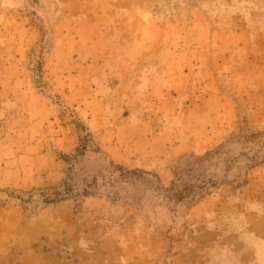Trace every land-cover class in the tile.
<instances>
[{
	"label": "rangeland",
	"instance_id": "rangeland-1",
	"mask_svg": "<svg viewBox=\"0 0 264 264\" xmlns=\"http://www.w3.org/2000/svg\"><path fill=\"white\" fill-rule=\"evenodd\" d=\"M0 264H264V0H0Z\"/></svg>",
	"mask_w": 264,
	"mask_h": 264
},
{
	"label": "trees",
	"instance_id": "trees-1",
	"mask_svg": "<svg viewBox=\"0 0 264 264\" xmlns=\"http://www.w3.org/2000/svg\"><path fill=\"white\" fill-rule=\"evenodd\" d=\"M85 128L83 127L82 132H85ZM81 145L80 147L76 150L75 155L72 156H63L64 160L67 163H70L72 160L77 161L78 157H83L86 152L89 149V143L93 144V139L90 133H86V135L84 137L81 138ZM90 151H97L95 149ZM256 155V154H254ZM202 159L196 158L193 154L191 155H187L186 156V167H177L174 171V179L172 181V185L171 188L167 190V192L169 191V201L172 202H183L187 199H195L196 196L198 194H201V192L206 189L208 186H210L209 184L212 183V181L209 182H203L201 184H198L197 182L192 183L191 181H187L185 178L186 175H188L189 172H197L199 169H197V165L198 163L201 161ZM257 164L255 163L254 165H252L251 167L256 166ZM147 174V175H153L152 173H148V172H142L140 170H134V171H130L129 174ZM86 180H83V183H85ZM216 183H213V186ZM93 188V183H89L87 184V186L82 190V195L84 196H90L93 193H91V190ZM208 190V189H207Z\"/></svg>",
	"mask_w": 264,
	"mask_h": 264
}]
</instances>
